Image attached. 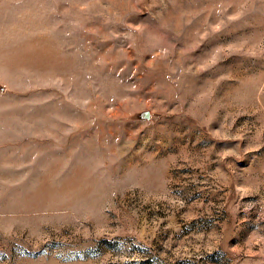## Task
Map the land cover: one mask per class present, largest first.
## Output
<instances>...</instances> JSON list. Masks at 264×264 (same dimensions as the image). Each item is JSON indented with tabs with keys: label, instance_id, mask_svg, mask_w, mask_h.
I'll return each instance as SVG.
<instances>
[{
	"label": "rangeland",
	"instance_id": "rangeland-1",
	"mask_svg": "<svg viewBox=\"0 0 264 264\" xmlns=\"http://www.w3.org/2000/svg\"><path fill=\"white\" fill-rule=\"evenodd\" d=\"M0 264H264V0H0Z\"/></svg>",
	"mask_w": 264,
	"mask_h": 264
}]
</instances>
